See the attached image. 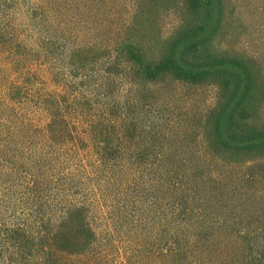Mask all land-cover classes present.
<instances>
[{"label": "trees", "instance_id": "obj_1", "mask_svg": "<svg viewBox=\"0 0 264 264\" xmlns=\"http://www.w3.org/2000/svg\"><path fill=\"white\" fill-rule=\"evenodd\" d=\"M247 1L264 17V0ZM61 2L31 7L19 31L0 0V264H113L118 247L115 264H264L253 188L264 177V41L260 52L242 45L236 1ZM168 15L177 21L164 35ZM27 26L41 30L33 55L47 50L55 89L35 87L29 65L10 77L15 57L31 55ZM59 57L68 77L53 71ZM96 73L95 95L73 82ZM205 86L217 102L190 119ZM183 136L206 142V181L194 179L195 154L170 146ZM245 157L250 169L234 170ZM116 184L127 189L118 207L104 197Z\"/></svg>", "mask_w": 264, "mask_h": 264}, {"label": "rangeland", "instance_id": "obj_2", "mask_svg": "<svg viewBox=\"0 0 264 264\" xmlns=\"http://www.w3.org/2000/svg\"><path fill=\"white\" fill-rule=\"evenodd\" d=\"M236 1V5H237V9H239V7L242 8L244 7V9L241 12V16L237 15V19L236 21L233 20L239 24L240 22V31H241V39L242 41V45L246 46L248 48L249 51H253V52H260L253 47V45L258 44L260 41H264V17H262V15H255L253 16V6L256 5V3H254V1H242V0H235ZM58 2L61 4H58ZM7 3H10V8L7 12V14H3L6 17H9V19H14V21L18 22V30L20 31L23 27V25H27V22L30 21L31 22V16L32 14H30V12H32L33 10L31 9V7H34V9H44L46 10V12L50 11V7L52 6L53 3H57L59 10L62 9V2L61 0H1V6H6ZM71 3V2H70ZM254 3V4H253ZM72 4V3H71ZM262 4V2H261ZM240 5V6H239ZM50 13V12H49ZM120 15V14H118ZM103 18L101 17L100 21L104 22L105 18L109 17L110 14H102ZM253 17V18H252ZM176 16L175 18L173 17L172 20V16L168 15V18L163 21L162 23V31L163 34L166 35L168 34L172 27H173V23L175 24L176 20ZM128 23H130L131 19L130 18H126ZM91 25V24H90ZM94 27V26H93ZM24 28V27H23ZM83 29V26L81 27ZM229 28V27H228ZM227 28V29H228ZM232 29V28H231ZM18 31V32H19ZM84 31V30H83ZM21 38H22V42L24 45V51L27 54V50L29 49V52L31 53V55L28 58V62L26 63V57H15V59H17V62L13 65V69H10V72L12 73L10 75V77L15 78L17 80H19L17 78V76H19L20 72L22 73V71H26L27 69V65H29V69H31V72L35 73V75L33 74L35 80L33 82V85H35V87H37L38 89L42 90H50V89H55L57 87V85L54 83V77L52 73L46 72L45 70V65H46V57L48 56L47 54V50L44 51H40V53H37V55H33V51H35V49H39L42 48L38 45V42L41 38V30L37 31V28L34 27H26V29L24 31H22V33H20ZM107 39V38H104ZM105 41H103L104 43ZM28 48V49H27ZM70 50V48H67V50L61 54V55H66V53H68ZM264 52V50H262ZM37 58V59H36ZM52 62L54 60H51ZM53 64V63H50ZM54 65V72H59L62 75L63 74H67V77L70 75L67 67L65 66V60L63 58H58L57 61L55 62ZM101 73H96L97 78L94 79H90V75H79L78 78H74L73 82L74 84L78 85L80 84V81L82 82V80L85 81V83L83 84V89L87 92L88 90L86 89H90L93 91L92 95H95L96 90H100V83L104 80V76H102ZM95 76V75H94ZM102 76V78H101ZM56 79V78H55ZM97 80V81H96ZM89 81V82H88ZM96 81V82H95ZM80 87V86H79ZM102 88V87H101ZM38 89L36 91H38ZM36 91H33L32 94H35ZM201 94L196 95L194 97V104H192L193 110L191 114V116L189 117L190 119L193 118V116L198 117L199 114L201 113H206V110L211 106L213 107L216 102H217V98H218V87L217 86H205L203 87L200 92ZM32 101H34L35 95H33L32 97ZM264 111V110H263ZM184 112V111H183ZM181 117V116H180ZM180 117L175 116L174 120H179ZM263 121H264V112H263ZM190 119L187 122L188 127H190V129L192 127H194L195 129H199L200 126H194L190 124ZM193 121V120H192ZM193 123H196L193 121ZM187 127V128H188ZM161 128L157 127L156 131H159ZM190 136V135H189ZM184 137V136H183ZM201 137V136H200ZM202 138V137H201ZM202 142V143H201ZM199 143V145H197ZM170 146H172L173 148H180L183 147L186 150H188L191 154H195L193 159V162H197L200 163L202 165V168L200 167V169H202L201 172L197 173L196 176L194 177V179H198V182H202L203 179L204 181H206L209 177H211L213 175V171L209 170V164H214V161L208 160L209 158L204 157L207 154L204 152V150L202 149L203 145L207 146L206 142L202 139V141L198 140H194L192 139L191 141H186V138H178V140H175L173 137V140L170 139ZM202 149V152H200V150ZM187 151V152H188ZM198 156V157H197ZM247 157L244 158V161L238 162V161H234L233 166H234V170L236 171H247L250 169L251 166V162L249 161H245ZM255 159V158H254ZM260 159V158H259ZM199 160V162H198ZM83 162H86L82 159ZM264 165V161L260 160ZM261 165V166H262ZM217 167V166H216ZM216 167L214 168V170L216 171ZM230 166L223 164V168L222 170L228 169ZM77 170V168H76ZM260 173L262 174L263 170L260 168ZM217 171H219V167H217ZM76 172V171H75ZM215 175H217L216 172H214ZM260 181L264 182V177H262L260 179ZM262 182L257 183L253 186V188L255 190L258 191V193H261L260 195L264 197V183L262 184ZM105 183V181H104ZM110 184V183H109ZM108 185V184H107ZM112 185V184H111ZM126 186H123V184H121L120 186L118 184H116L115 186H111V188H108L105 190V199L108 202H112L114 197H116V206H121L122 202L120 201V199H122L123 197H125V195L123 194L126 193ZM198 193V192H197ZM114 194L116 196H114ZM121 197V198H120ZM119 231L122 232V230L119 228ZM126 242H129L128 240ZM118 251L111 253L112 256V260H113V264L115 263H119L122 260H125V256H126V249L122 248V247H118Z\"/></svg>", "mask_w": 264, "mask_h": 264}]
</instances>
